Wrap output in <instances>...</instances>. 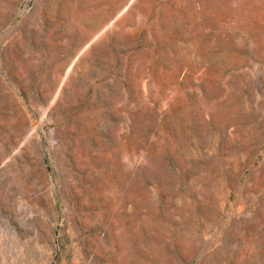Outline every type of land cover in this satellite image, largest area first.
I'll return each mask as SVG.
<instances>
[{"label":"rangeland","instance_id":"rangeland-1","mask_svg":"<svg viewBox=\"0 0 264 264\" xmlns=\"http://www.w3.org/2000/svg\"><path fill=\"white\" fill-rule=\"evenodd\" d=\"M0 264H264V0H0Z\"/></svg>","mask_w":264,"mask_h":264},{"label":"bare ground","instance_id":"bare-ground-1","mask_svg":"<svg viewBox=\"0 0 264 264\" xmlns=\"http://www.w3.org/2000/svg\"><path fill=\"white\" fill-rule=\"evenodd\" d=\"M180 2H182V0H180Z\"/></svg>","mask_w":264,"mask_h":264}]
</instances>
